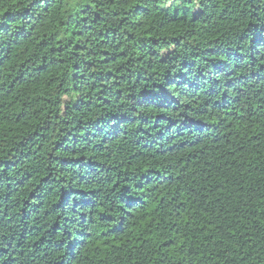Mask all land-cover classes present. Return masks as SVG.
<instances>
[{
	"label": "trees",
	"instance_id": "1",
	"mask_svg": "<svg viewBox=\"0 0 264 264\" xmlns=\"http://www.w3.org/2000/svg\"><path fill=\"white\" fill-rule=\"evenodd\" d=\"M0 264H264V0H0Z\"/></svg>",
	"mask_w": 264,
	"mask_h": 264
}]
</instances>
